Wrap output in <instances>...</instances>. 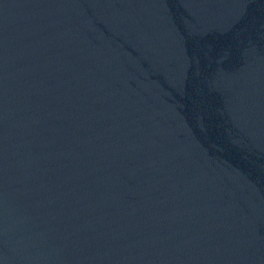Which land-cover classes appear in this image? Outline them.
I'll return each mask as SVG.
<instances>
[{"label": "water", "instance_id": "obj_1", "mask_svg": "<svg viewBox=\"0 0 264 264\" xmlns=\"http://www.w3.org/2000/svg\"><path fill=\"white\" fill-rule=\"evenodd\" d=\"M0 264H264V0H0Z\"/></svg>", "mask_w": 264, "mask_h": 264}]
</instances>
